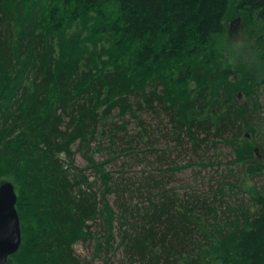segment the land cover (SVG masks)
<instances>
[{"label": "trees", "instance_id": "obj_1", "mask_svg": "<svg viewBox=\"0 0 264 264\" xmlns=\"http://www.w3.org/2000/svg\"><path fill=\"white\" fill-rule=\"evenodd\" d=\"M238 22L244 31L262 26L226 66L218 39ZM261 86L264 0H0V183L15 188L21 231L5 264H85L73 245L99 241L94 226L104 238L96 254L112 251L111 177L89 153L100 136L117 135L106 131L113 111L161 109L179 146L214 137L231 147V165L263 174L250 118L261 109ZM75 144L104 187L100 199L85 170L60 159L72 164ZM153 185L156 200L134 210L122 198L127 189L114 188L129 262L264 264V185L250 193L254 212Z\"/></svg>", "mask_w": 264, "mask_h": 264}, {"label": "rangeland", "instance_id": "obj_2", "mask_svg": "<svg viewBox=\"0 0 264 264\" xmlns=\"http://www.w3.org/2000/svg\"><path fill=\"white\" fill-rule=\"evenodd\" d=\"M239 25V22L235 26L230 25L231 32L218 39L217 50L226 66L236 65L239 55L253 44L250 32L256 33L258 26H262L259 23L250 28V31H244ZM256 95L261 109L251 114L250 118L254 142L257 144L256 153L258 159L262 160L259 148L264 147V86L256 89ZM245 101L246 97L240 94L239 104H244ZM134 109L135 113L122 118L117 116V111H113L108 119L106 131L116 132L115 138L111 141L108 133L90 145L89 156L97 164L104 163L102 170L110 174V192L104 193V198L112 207L117 219L113 222L112 251L109 253L103 249L100 255H97L95 251L98 242L104 245L101 226H94L91 230L95 239L99 241H79L73 245L75 255L85 264H138L137 261L129 262L123 247L119 246L120 233L124 231L126 225H122V221L118 219L120 209L117 202L121 195L115 193L114 188L127 189L128 192L123 193L122 198L133 210L144 208L148 201L156 200L154 193L159 187L146 186L149 183L154 186L153 182L160 180L165 190L181 198L194 196L210 202L214 196H218L219 201L223 200L221 208L229 204L235 209L246 207L254 212L250 193L255 188L261 190L264 185V173L251 177L246 173L245 166L231 165L234 154L231 147L223 141L210 137L213 142L209 144H200L195 148L187 143L179 146L171 135H166V130H170L171 127L167 115L161 112V109L154 113L145 108ZM112 125H116L115 129ZM118 127H122L123 131H118ZM143 130H146V133ZM227 137H230L229 133L224 136ZM98 142L101 144L100 152L94 151ZM72 153V164L66 156L60 155L64 167L73 165L85 170L88 181L96 183L92 191L100 199L104 187L95 172L87 169L89 163L77 149V144L72 147ZM175 166L180 168L175 170ZM219 204L216 201V205ZM129 219L130 217L127 218L128 221ZM97 224L102 225L101 222Z\"/></svg>", "mask_w": 264, "mask_h": 264}, {"label": "water", "instance_id": "obj_3", "mask_svg": "<svg viewBox=\"0 0 264 264\" xmlns=\"http://www.w3.org/2000/svg\"><path fill=\"white\" fill-rule=\"evenodd\" d=\"M240 96V94L238 95ZM17 196L11 182L0 183V264H5L20 247L21 231L15 208Z\"/></svg>", "mask_w": 264, "mask_h": 264}]
</instances>
